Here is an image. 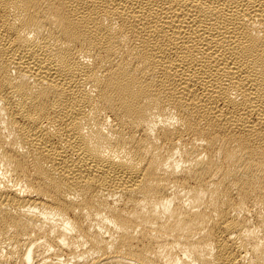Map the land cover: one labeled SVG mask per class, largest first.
Here are the masks:
<instances>
[{
  "label": "bare ground",
  "instance_id": "1",
  "mask_svg": "<svg viewBox=\"0 0 264 264\" xmlns=\"http://www.w3.org/2000/svg\"><path fill=\"white\" fill-rule=\"evenodd\" d=\"M0 264H264V0H0Z\"/></svg>",
  "mask_w": 264,
  "mask_h": 264
}]
</instances>
